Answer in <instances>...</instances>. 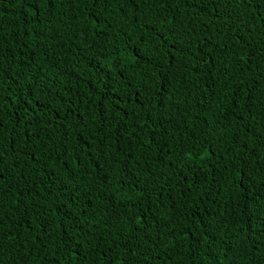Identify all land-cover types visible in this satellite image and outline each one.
I'll use <instances>...</instances> for the list:
<instances>
[{
  "label": "trees",
  "instance_id": "obj_1",
  "mask_svg": "<svg viewBox=\"0 0 264 264\" xmlns=\"http://www.w3.org/2000/svg\"><path fill=\"white\" fill-rule=\"evenodd\" d=\"M0 264H264V0H0Z\"/></svg>",
  "mask_w": 264,
  "mask_h": 264
}]
</instances>
